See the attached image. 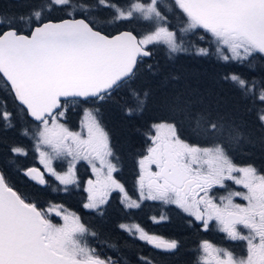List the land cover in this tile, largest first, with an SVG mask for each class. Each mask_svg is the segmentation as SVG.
Segmentation results:
<instances>
[{"label":"snow or ice","instance_id":"snow-or-ice-1","mask_svg":"<svg viewBox=\"0 0 264 264\" xmlns=\"http://www.w3.org/2000/svg\"><path fill=\"white\" fill-rule=\"evenodd\" d=\"M97 4L113 10L111 22L137 20L148 28L139 36L131 31L105 34L89 15L92 6H73L72 0H50L46 5L48 11L54 6L71 7L68 18L60 20L46 18L40 7L26 14L0 13V79L35 121L21 134L31 138L45 169L17 166V170L44 186L49 185L47 173L59 182L55 191L68 192L70 186L79 184L77 162L87 161L95 179L87 181L84 208L102 216L115 190L123 194L126 208H139L145 200L175 205L187 214L190 225L199 222L208 230L214 221L229 240L246 245V255L236 256L204 240L198 264H264V171L234 162L230 153L248 139L234 120L213 118L210 112L193 116L191 102L180 95L166 102L171 119L151 125L146 133L148 146L138 161L139 200L128 196L113 175L117 171L113 161L118 158L99 119V109H84L79 131L61 122L62 109L70 104L105 102L115 91L128 87L137 78L144 57L152 55L149 45L165 46L170 57L192 51L197 56L215 55L224 62L251 66L256 56L264 58V0H129L124 6L97 0ZM161 4L169 11L178 10L184 18L182 26H170ZM200 29L209 35L214 50L186 39ZM153 67L149 64L146 70L152 72ZM224 79L261 105L256 118L264 128V81L258 84L236 73ZM130 95L134 106L126 109L127 114L142 112L149 93L130 89ZM185 124L192 133L187 138L183 136ZM0 125L14 127L6 103L0 106ZM193 138L197 142H190ZM9 151L13 156L27 155L21 146ZM60 160L67 161L64 171L53 167ZM229 182L242 190L230 189ZM221 191L225 194H216ZM236 198L244 203H237ZM54 217L61 222H54ZM166 219L164 214L152 218L156 223ZM119 228L154 249L171 253L179 248L176 239L150 234L138 224L121 223ZM90 237L96 233L76 213L63 205L41 206L15 190L0 171V264H118L112 257L101 258L90 246ZM140 260L153 264L148 257Z\"/></svg>","mask_w":264,"mask_h":264},{"label":"trees","instance_id":"trees-1","mask_svg":"<svg viewBox=\"0 0 264 264\" xmlns=\"http://www.w3.org/2000/svg\"><path fill=\"white\" fill-rule=\"evenodd\" d=\"M76 1L77 3H74V0H72L73 6L80 4H88L92 6L89 15L106 34H113L128 29L132 30L138 36L140 35V30L137 25L141 28L142 25H144L143 22H138L137 20L111 22L114 12L110 11L108 13L106 9L99 11L97 8V0ZM113 2L124 6L129 0H113ZM0 3L4 6L6 5L4 8L0 6V11L3 13L26 14L29 12L30 8L35 7L38 0H19L10 3V5H8L6 1L4 4L1 0ZM165 3H171V0H165ZM10 8L12 11H10ZM68 8L71 9V7ZM160 8L168 15L171 27L174 28L173 19H176L178 16L184 20L178 10L169 11L164 5H161ZM51 15L52 16L48 19H63L68 17L64 15V10L52 12ZM77 17H80V13H77ZM207 36L208 34L200 29L191 33L186 39L199 47H212L209 41L205 38ZM201 37L204 38L201 39ZM148 49L151 51L152 55L150 57H144L137 78L131 81L128 87L115 91L112 98L105 102H96L93 100L82 102L89 104L95 103L96 107L99 109L100 121L105 125L113 139L114 146L121 157L123 172L125 174L129 173L130 166L134 164V160H136L138 154L144 151L146 146V132L149 130V127L162 120L171 119L170 112H157L155 106L161 104V101H165L163 99H166V96L162 93L165 87V91L167 90L166 95L171 97V100L175 97L176 93L179 95L181 94L184 85L181 84L176 90V93H174L173 83L174 81H180L183 77L182 74L186 70L200 71L199 69H201V67H207L208 80L212 77H216V81L220 83L219 88L213 84L211 85L208 81H203V84L205 83L203 86L209 91L208 94H211L210 96L205 95V92H203L200 85H197L198 88L202 90V101L206 102L209 107H206L203 103H197L196 96L194 95L191 97L186 95L181 96L184 100L191 102V112L193 116H195L197 112H210L213 118L219 116L226 120H234L236 117L237 121L240 119L245 122L244 125H241V127H243L242 130H244L245 133L250 132L254 134L255 138L257 137L256 133H254L255 131L251 127L252 121L250 117L252 116V112L250 109L254 106V104H252L253 102L249 100V102H247V98L238 94L239 92L241 93V91L231 84L230 81L225 80L224 77L231 73H236L249 80L255 79L258 82L264 81V58H261L259 55L256 56L251 61V66H249L248 64L240 65L234 62H224L217 59L215 55L197 56L194 55L192 51L177 53L175 56L170 57L164 49L156 51L153 48ZM149 64L154 66L152 72L146 70L147 65ZM164 79H166L167 82ZM203 79H205V76L203 77V75H191L187 77L186 84L192 85V83L197 81H200L201 83ZM162 82H165L166 84H163ZM0 85L2 86V89H5L6 91V94L2 95V97L6 98L7 106L10 108L9 112L13 114L15 119L19 117V125L33 126V121L28 117L26 110L23 109L14 99L13 94L4 87L2 79H0ZM163 86L164 88L162 90L157 89L154 91L155 87L160 88ZM130 89H135L137 92L141 93V95L145 91L149 93L143 111L132 115H128L126 112L128 107L134 106L133 98L130 95ZM226 91L231 93L230 95H236L238 99L232 100ZM217 96H219V99H224L223 102H220L221 106L218 107V109H216V105L219 102ZM235 105L242 108V115L237 116L233 113L232 109L234 108L231 107H234ZM114 106L117 108H112ZM223 106L226 110L222 109ZM229 115L232 116V118L229 117ZM123 126L127 130L125 134L121 131ZM191 135L192 133L189 131L188 125L185 124L183 136L187 138ZM9 139L10 135L4 134V132L0 130V171L5 173L10 185L27 197H29L28 192L32 194V198L35 199L33 201L38 202V204H40V201H46L52 204L63 205L64 208L73 212L74 210L77 211L80 218L84 221V224L96 233L95 238H89V244L91 247H94L102 257L113 256L118 261V264H142L140 260V257L142 256L150 258L153 264H198L199 257H196L195 255L197 245H199L201 240L207 238V234L203 233L198 225H193L192 227L188 226L186 228L183 227L182 229L181 227H178L177 229L158 227V230H155L156 233L167 238L178 240L180 249H177L176 254L174 252L166 253L157 251L148 244L144 245L138 240H134L125 230L119 228L121 222L125 220H139L143 222L145 227H147L148 224L146 221H143L144 214H142L141 217L140 212L126 210L119 204H115L104 207L103 215L101 216L94 210H88L83 206H80L78 199L74 198V194H49L45 191L44 185L22 180L19 173L15 175L11 167L7 168L5 166L6 159H10V152L4 144L8 143ZM253 140L255 141V139ZM190 142L194 143L196 140L193 138ZM12 176L16 180H14ZM112 245L115 247H111Z\"/></svg>","mask_w":264,"mask_h":264},{"label":"rangeland","instance_id":"rangeland-1","mask_svg":"<svg viewBox=\"0 0 264 264\" xmlns=\"http://www.w3.org/2000/svg\"><path fill=\"white\" fill-rule=\"evenodd\" d=\"M2 1H3L4 4H5V1H6L7 4L10 5V3L17 2L19 0H2ZM49 2H50V0H38V3L35 5V7H40L41 9H44V14H45L46 18L51 17L52 16L51 15L52 12L62 11V10H64V15L68 16L67 13L71 10L68 7L54 6L51 11H48L46 9V5ZM74 3H77V1L74 0ZM161 5H163V4H161ZM161 5H160V7H161ZM0 6L2 8L6 7V5L4 6L1 3H0ZM97 8H98L99 11L106 9V11L108 13L110 11H113L110 8H105V7H102V6H99V5L97 6ZM160 10H161V8H160ZM10 11H12L11 8H10ZM0 13H3V12L0 11ZM165 15H167V14H165ZM173 21H174L173 22L174 28L182 26V24L184 22V20H182V18L180 16H178L176 19H173ZM117 24H120V23H117ZM143 24L144 25H142L141 28H140L139 25H137L138 29L140 30V34H142L148 28V25L146 23L143 22ZM190 34H188V36H190ZM205 38H206V40L210 41L209 35L207 37H205ZM211 46H212V48H214L213 45H211ZM148 48H153L155 51L159 50V49L166 50L165 46H163V45H149ZM153 49H152V51H153ZM199 70L200 71H198V70H186V71H184V73L182 74L183 77L181 76L182 77L181 80L180 81H174V83H173V92L176 93V90L182 84V85H184V87L182 88V92H181L180 96L186 95V96L191 97V96L194 95V96H196V99H197L196 102L197 103H203V105H205L206 107H209L208 104L206 102L202 101V98H201L202 90H203V92H205V95H209V96L211 95V94H208L209 91H207V89L203 86L205 84V83L203 84V81L204 82L208 81L211 85L213 84L216 87L217 86L219 87L220 83H218V81H216L217 80L216 77H212L210 80H208L209 77H207V73H208L207 67H201V69H199ZM191 75H194V76L203 75V77L205 76V79H203L201 83H200V81H197V82L192 83V85L191 84H186L187 83V77H189ZM164 80L167 82L166 79H164ZM230 83L233 84L231 81H230ZM259 83L260 82H258V84ZM163 84H166V83L164 82ZM194 85H195V88H194ZM197 85H200L202 90L199 89ZM163 88H164V86L160 87V88L159 87H155L154 91H156L157 89H161L162 90ZM165 89H166V87H165ZM165 89L163 90L162 93L165 94L166 99H163L165 101H161L162 102L161 104L155 106L156 109H157V112H169L167 110V107H166V102L171 100V97H168L166 95L167 94V90L165 91ZM227 93L229 95L231 94L229 92H227ZM5 94H6L5 89H2V86L0 85V106H2L4 103H6V100H5L6 98L2 97V95H5ZM238 94L242 95V93H240V92ZM177 95H179V94L176 93L175 96H177ZM204 96H203V98H204ZM230 97H231L232 100L238 99V97L236 95H230ZM217 98L219 99V96H217ZM248 100L253 102L252 104H254L252 109H250V111L252 112L251 113L252 116L250 118H251V121L253 119L254 120L253 123L256 124L257 121H258L257 118H256V109L258 107H261V105L258 102L255 101L254 97H248L247 98V102H249ZM223 101H224L223 98L219 99V102L216 105V109H218V107L221 106L220 102H223ZM225 105H226V103H225ZM6 107H7V111H9L10 108L7 106V103H6ZM85 108H97V107H96L95 103H93V104L79 103V104H76V105H71L70 104L66 109H62V110L65 111V116L63 118H61V122L65 123L70 130L79 131L80 130V122H81V120L83 118V114H84V109ZM112 108L115 109L117 107L114 106ZM231 108H234L232 110H233V113L235 115H237V116L238 115H242L243 110H242L241 107H238V106L235 105L234 107H231ZM222 109L226 110L224 106H223ZM16 116L18 117L17 114H16ZM229 117L232 118V116H230V115H229ZM18 118L15 119V117L12 114V123L14 124V127H12V128H4L2 125H0V130L3 131L4 134L10 135L9 142L4 144V146H6L8 150L11 147H13V146H21V147L27 149V155L13 156L10 153V159H6L5 166L7 168L11 167L12 170L14 171L15 175L17 173H19V175L21 176L22 180L35 182V181L30 180L28 177H26L23 174V171H18L17 170V166H18L19 169H27V168L35 167V168H39L42 172L45 171L44 166L39 161L38 154L35 152V150L33 148V141L31 140L30 137L24 136V135L21 134L22 129H24V128L31 129L34 126L35 121L32 120L33 121V123H32L33 126H29V125L24 126V125H19L20 121L18 120ZM99 119H100V116H99ZM234 121L240 126L245 124V122L243 120L239 119L237 121L236 117L234 118ZM102 125L104 126L105 130L109 133V131L106 129L105 125L104 124H102ZM241 128H243V127H241ZM150 129H151V126L149 127V130L146 133H148L150 131ZM121 131H122V133L125 134V132L127 130L123 126ZM242 131L245 132L244 130H242ZM246 133L248 134V139L244 140L240 144V146L238 148H234L232 150V152L230 153L232 155V157H233L234 162L235 163H237V162L238 163H244V164H238V165H247V164L255 165L254 163H251V162H255V161L256 162H263L264 161V147L261 144H258L256 141L253 140V139L256 140L257 137L255 138V136L252 133H250V132H246ZM152 134H154V132ZM109 137H110V143H111L112 150L115 153V156L118 158V159L113 161L117 165V171L114 172L113 175L124 186L125 191L128 193V196H130L134 200H139V190H138V185H137V177L139 175V164H138V161H139L140 157L145 154V150H146V148L148 146L149 141L147 140V136L145 138L146 139V146H145L144 151L142 153L138 154V156L136 157V160H134V164L132 166H130L129 173H126V174L123 172V166H122V162H121V157H120V155L118 153V150L114 146V142H113V139L111 138L110 133H109ZM263 137H264V129H263ZM67 166H68V164H67L66 160H60V161H54L53 162V167H55L58 171L66 170ZM45 178H46V180L49 181V185L48 186H44L46 192H48L49 194H63V195H65V194H74V198H77L78 202L80 203V206H83L84 203L87 202V196H88L87 192L85 191V189L87 187V181L89 179H95V176H94V174L92 172V168L88 164V162L81 160V161H78L77 164H76V178H77L79 184H78V186H76V185L70 186L68 192H65L63 190L55 191L54 188L59 186V182L56 181L54 179V177L48 175L47 173L45 174ZM14 180H16V179L14 178ZM28 194H29V197L32 200H35L34 198H32V196H33L32 194H30L29 192H28ZM122 197H123V194L120 193L119 190L113 191L110 194L109 198H108V202L103 206V208L106 207V206L119 204L122 208H124L126 210H135L137 212L143 213L144 214L143 221H146L148 226L145 227L143 225V222L139 221V220H132V221H126L125 220V221H123L121 223L129 224V225L138 224L142 228H144L147 232H149L150 234H155V235H159V236H162V237H164V236L156 233V231L158 230V227H161V228L168 227V228H173V229L174 228L177 229L178 227H181V229H182L183 227L186 228L188 226L192 227L193 225H195V222L190 225L188 223L190 218L187 216V214L181 212L175 205H164V204H162L159 201L145 200V201L141 202V206L139 208H126L124 206V204L122 203ZM39 203L43 207H47L50 204V202H46V201H40ZM65 209H67V208H65ZM88 210H92V209H88ZM68 211L69 212H73V211H70V210H68ZM73 213H76L79 216L77 211L74 210ZM161 214L166 215L167 219L164 220V221H160L159 223L153 222L152 218L153 217H157L158 218ZM81 221L84 223V221L82 219H81ZM54 222L59 223L61 221H60L59 218H55L54 217ZM126 233L128 234V232H126ZM129 236H131L134 240H138L139 242H141L144 245L147 244L146 242L141 241V240L137 239L136 237H134L132 235H129ZM164 238H166V239H174V238H167V237H164ZM204 240L205 239L201 240L200 243L202 241H204ZM200 243H199V245H197V248H196V252H195L196 257L200 256V251H199ZM176 252H177V250L174 253L176 254ZM99 255H101V254H99ZM111 257H113V256H111Z\"/></svg>","mask_w":264,"mask_h":264},{"label":"flooded vegetation","instance_id":"flooded-vegetation-1","mask_svg":"<svg viewBox=\"0 0 264 264\" xmlns=\"http://www.w3.org/2000/svg\"><path fill=\"white\" fill-rule=\"evenodd\" d=\"M254 120L252 119V123H251V127L253 128V130L255 131L254 133H256L257 135V139L255 140L258 144H261L264 147V137H263V129L259 122L257 121L256 124L253 123ZM254 135V134H253ZM254 163L255 167L260 170V171H264V161L263 162H251ZM236 164H244V163H236ZM153 170H155L154 166H153ZM229 188L230 189H234V190H242L241 186L238 185H234L231 182H229ZM217 195H223L225 194L223 191L216 193ZM236 202L237 203H244V201H242L240 198H236ZM143 213H140V216L142 217ZM195 225L199 227V229L203 232L207 234V238L205 240L213 243L214 245H216L217 247L220 248H225L228 249L230 251H232L234 253V255L236 256H242V255H246V245L244 242L241 241H231L227 238L226 234L222 233L219 231V229L217 228L215 222H211V226L208 230H204L202 229V227H200L199 222H195ZM246 232V230H243ZM178 241V240H177ZM150 247H152L150 245ZM153 248V247H152ZM179 248H180V244H179ZM178 248V249H179ZM157 251L160 252H164L162 250L159 249H155ZM175 252V251H174ZM173 253V252H171ZM101 256V255H100ZM111 257V256H108ZM101 258H107V257H102ZM114 260H116L115 257H112Z\"/></svg>","mask_w":264,"mask_h":264},{"label":"water","instance_id":"water-1","mask_svg":"<svg viewBox=\"0 0 264 264\" xmlns=\"http://www.w3.org/2000/svg\"><path fill=\"white\" fill-rule=\"evenodd\" d=\"M77 18H80V17H77ZM123 31H131V32H133L132 30H128V29H124V30H121V31H118V32H123ZM118 32H115V33H113V34H110V35H115V34H117ZM106 34V33H105ZM133 34L134 35H137V34H135L134 32H133ZM149 50V49H148ZM150 51V50H149ZM151 52V51H150ZM18 102V101H17ZM19 103V102H18ZM29 116V115H28ZM29 118H31L32 120H34L32 117H30L29 116Z\"/></svg>","mask_w":264,"mask_h":264}]
</instances>
